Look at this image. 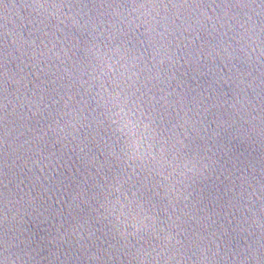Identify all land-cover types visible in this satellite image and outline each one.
I'll list each match as a JSON object with an SVG mask.
<instances>
[{"label": "clouds", "instance_id": "9594fccd", "mask_svg": "<svg viewBox=\"0 0 264 264\" xmlns=\"http://www.w3.org/2000/svg\"><path fill=\"white\" fill-rule=\"evenodd\" d=\"M193 2L195 3V0ZM130 3L131 14L127 11L121 13L116 10L109 13L117 18L115 23H110L111 31H109L102 26L98 29L90 19L81 23V20L78 19L79 12L73 13L72 11L73 5L80 4V0H32V7L42 21L55 19L58 24H64L66 20H70L73 27L84 29L91 27L94 35H91V40L83 51L90 61L98 62L97 66L102 65L110 70L113 64L122 62L121 66L124 71H122L121 77L125 79L123 94L117 92L115 96L109 95L108 100L104 101L106 104L113 105V117L121 118L119 123L115 118L112 120L113 124H117L116 130L120 133H126L129 124H131L128 117L147 115L141 102L143 96L137 95L140 93L143 83L140 73L145 70L142 67L144 53L141 49L143 44L146 42L150 46L152 59L155 63L163 64L165 61L171 63L177 54L172 47V37L185 24L184 18L178 14H174L175 19L168 15V5L164 0H140L139 4L136 3V0H130ZM169 3H172V0H169ZM178 4L187 8L188 0H178ZM172 7L176 8L177 3H172ZM176 20L180 21L179 25L176 24ZM148 21H150L147 26L148 39L141 43L140 48H137L131 40L125 39L129 32L134 34L135 28L139 26L138 22ZM102 24L103 22H101ZM125 28L128 29V32L124 31ZM45 34L47 35V33ZM54 39L53 34L49 40L51 48H47V53H41V55L49 59L55 57L63 64L68 58V49L62 45L59 50H56V43L59 41L53 42ZM176 47L179 45L177 44ZM89 67L92 68V64ZM92 70L95 69L92 68ZM64 72L69 76L72 75L66 67ZM90 78L96 79L97 77ZM148 120L149 123L141 124L142 130L151 126L150 116H148ZM148 138L150 139V137ZM124 156V163L129 166L134 175L137 174V168L144 173L146 184L151 182L154 177L156 178V184L163 189L164 198L172 209L171 212L165 210L167 221H162L156 205L145 197L141 186L130 183L131 178L118 183L113 189L117 195L115 199L106 202L104 206L105 218L110 220L113 232L125 242V247H129L130 237L140 240L147 235H152L160 242L151 250L143 247L135 248L133 258L137 264H212L203 239L200 238L198 243H189L187 233L180 226L183 209L178 207L181 202L178 185L184 183L187 173L192 172L193 168H189L187 165L173 166L170 164L171 170H166L159 163H155L154 167H147L143 162L144 149L139 140L133 143L129 151L124 152ZM148 156L153 162H156L157 158L151 151ZM138 160L140 163H137ZM183 199L186 200V197Z\"/></svg>", "mask_w": 264, "mask_h": 264}]
</instances>
